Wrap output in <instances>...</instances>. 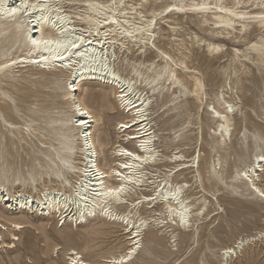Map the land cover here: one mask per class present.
Segmentation results:
<instances>
[{
  "label": "bare ground",
  "instance_id": "1",
  "mask_svg": "<svg viewBox=\"0 0 264 264\" xmlns=\"http://www.w3.org/2000/svg\"><path fill=\"white\" fill-rule=\"evenodd\" d=\"M65 3L71 10L61 8ZM78 3L82 6L80 10L73 6ZM144 6L143 2L131 0H0V34L10 30V37L18 35L14 42L19 41L26 52L0 63V75L16 64L33 65L42 69L53 67L51 70L54 71L49 70V73L55 76V83L59 88V77L63 75L66 78L65 103L70 112L51 119L52 140L41 148V164L34 168V172L28 170L22 177L26 187L35 184L33 188L36 189L38 176L49 178L53 184H44L43 188L36 191L35 196L32 195V189L17 190L12 196L7 193V197L0 192V205L5 210L35 214L41 217L40 220L47 221L56 217L57 224L61 222V226H66L67 223L77 226L100 218L103 222L99 221L94 232H105L100 225L106 222L108 225L119 226L124 231L127 245L123 252L102 256L101 260L95 261L78 257V252L70 249L69 264H132L141 248V235L152 219L137 215L142 208L163 214L165 218L169 217L170 222L166 224L173 231H183L186 234L192 233L193 221L198 220L205 212V203L193 208L197 197L187 194L190 189L188 181L173 180L189 167H194L195 161L197 168L198 156L193 157L192 164H188L183 155L174 152L169 160L177 164L165 172L163 177L158 181H149L151 177L146 176L149 174L147 169L157 165L159 160V154H156L153 147L154 131L149 125L151 97L166 94L172 102L170 104L176 108V104L186 99L203 103L202 96L206 94L205 84L194 72L195 69L186 63L187 55L180 52L181 56L175 57L162 45L155 43L157 32L153 27L157 20L166 22L172 32H176L180 25L177 21L179 15L198 14L201 16V24L212 20L214 33L233 34L235 38L240 36L248 24L254 23L263 34L251 41L247 49L236 48L239 52L235 56L248 57L250 50L256 63L264 67V0L167 1L152 8L150 17L143 14ZM72 8L77 11H72ZM13 9L17 11L13 12ZM141 18L144 22H137ZM76 21H80L83 28L75 27L80 25ZM193 37L199 44L203 43L210 53L222 51V44L219 42L197 35ZM174 38L168 37V43L174 41ZM48 40L53 43H44ZM56 41L60 43H55ZM113 42L119 45V52L124 43L128 42L132 45L124 47L125 51L136 47L140 55L154 54L149 63L145 65L142 62V65L149 68L156 64V69L152 74L149 73L151 75L148 71V75L144 76L146 68L141 70L133 66L128 76H122L114 66L117 56L115 46L111 50L113 45L110 43ZM151 47L156 53H153ZM87 82L105 84V93L113 94L115 101L122 105L123 111L130 117L116 123V128L125 133L129 144L114 146L112 153L116 157L113 160L116 163L107 169L100 166L97 159L98 149L102 148L103 142L92 138V128L99 123L100 118L75 96L79 89L88 97L94 95L90 87H84ZM146 89L147 96L143 94ZM221 95H215L217 107L207 104V107L211 106V109L207 108L209 118L216 124L212 139L220 148L225 144L226 137L231 139L230 120L234 115L233 103L225 100L224 94ZM103 98L108 100L109 97L104 94ZM9 124L13 130L18 128L12 122ZM253 143L258 152L254 154L250 164L235 172L229 182L224 181L215 168L209 171V175L217 185L229 188L231 194L246 193L250 199L264 201V185L256 183L259 180L257 171L264 169V141L259 136H254ZM16 179L19 178L15 177L12 181ZM10 181L5 169L0 167V191L3 190L4 183L8 184ZM147 188H151V194L143 192ZM132 193L138 196L133 198ZM1 218L8 220L0 209ZM12 223L15 229L24 227L22 222ZM0 228H4L1 223ZM261 234L262 232L260 236ZM11 235L12 240L18 239L15 234ZM255 238H238L233 244L220 248L219 263L228 264L244 245Z\"/></svg>",
  "mask_w": 264,
  "mask_h": 264
},
{
  "label": "rangeland",
  "instance_id": "2",
  "mask_svg": "<svg viewBox=\"0 0 264 264\" xmlns=\"http://www.w3.org/2000/svg\"><path fill=\"white\" fill-rule=\"evenodd\" d=\"M131 1L143 2V14L150 17L152 8L174 0ZM64 5L61 7L63 10H71L67 3ZM73 6L82 9L80 3ZM72 11L77 10L72 8ZM208 16L212 19L210 14ZM177 21L180 25L176 26V32H172L166 22L158 19L153 27L157 32L155 43L162 45L175 57H180V52L186 54V63L195 69L194 72L205 84L206 94L202 96L203 103L186 99L176 104V108L170 104L172 102L166 94L151 97L149 125L154 131L153 147L156 154H159V160L157 165L147 169L149 174L146 176L151 177L149 181H158L163 177L165 172L177 164L169 160L174 152L183 155L188 164H192L193 157L198 156L197 168L195 161L194 167H189L173 180L188 181L190 189L187 194L197 197L193 208L205 203L206 209L198 220L193 221L192 233L189 234L173 231L168 226L169 217L140 209L137 215L152 219L145 226L141 235V248L132 264H220V248L233 244L238 238L249 236L256 238L244 245L228 264H264V201L250 199L246 193L231 194L229 188L217 185L209 175V171L215 168L224 181L229 182L235 172L250 164L254 154L258 152L253 143L254 136H259L264 141V67L256 63L250 50L248 57L235 56L239 52L236 48L247 49L251 41L263 34L262 30L250 23L235 38L233 34L214 33L212 20L201 24V16L198 14L179 15ZM137 22L144 21L141 18ZM81 24L80 22L75 27L83 28ZM9 35L10 30L0 34V63L26 53L19 41L14 42L18 35ZM195 35L221 43L222 51L210 53L203 43L199 44L194 40ZM4 36L7 38L4 39ZM170 36L175 37V40L168 43ZM110 44L113 45L111 50L115 46V69L122 76H128L133 66L144 70L146 67L142 64L146 65L154 58V54L140 55L136 47L125 51L124 47L131 46L132 43L125 42L120 52L117 43ZM151 49L156 53L155 49ZM155 66L153 64L146 68L144 76L153 73ZM51 69L16 64L0 75V167L5 169L11 180L8 184L5 182L0 191L4 197L8 194L12 196L17 190L29 189H32V195L35 196L36 191L43 188L44 184H53L49 178L38 176L35 189V184L26 187L27 184L23 185L22 180L28 170L34 172V168L41 164V148L52 140L51 119L70 113L65 103L66 78L63 75L59 77V88L55 83V76L49 73ZM105 86L87 82L84 87H90L94 95L88 97L79 89L75 96L100 118L99 123L92 128V138L103 142L102 148L98 149L97 159L98 164L107 169L116 163L113 161L116 157L112 153L114 146L129 144L125 133L116 128V123L130 117L123 111L122 105L115 101L113 94L105 93ZM146 91L147 89L143 94L147 96ZM217 93L220 97L224 94L225 100L234 105V115L230 120L231 139L226 137L221 148L212 139L216 124L209 118L210 112L207 111L213 105L217 107ZM104 94L108 95V100L103 98ZM208 103L211 104L210 107H207ZM9 122L18 128L13 130ZM257 174L259 180L256 183L263 186L264 169L257 171ZM15 177L19 179L12 181ZM143 192L152 193L151 188ZM137 196L138 194L132 193L133 198ZM0 207L8 218L0 219V223L4 225L3 229L0 228V264H69L70 249L78 252V257L99 261L102 256L123 252L127 245L124 231L119 226L108 225L106 222L100 225L105 232H94L99 221L103 222L100 218L77 226L71 223L61 226V222L57 224L56 217L45 221L32 213L5 210L3 205ZM12 222H22L24 227L15 229ZM11 233L18 239L12 240Z\"/></svg>",
  "mask_w": 264,
  "mask_h": 264
},
{
  "label": "snow or ice",
  "instance_id": "3",
  "mask_svg": "<svg viewBox=\"0 0 264 264\" xmlns=\"http://www.w3.org/2000/svg\"><path fill=\"white\" fill-rule=\"evenodd\" d=\"M33 8H35V5H33ZM15 11H17L16 9H13V12H15ZM34 43H39V42H37V41H33ZM44 43H53V41H51V40H48V41H44ZM55 43H60L59 41H56ZM117 191H119V190H117Z\"/></svg>",
  "mask_w": 264,
  "mask_h": 264
}]
</instances>
